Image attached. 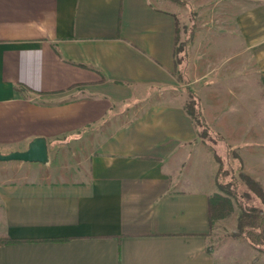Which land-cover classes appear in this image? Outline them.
<instances>
[{"label":"crops","instance_id":"obj_1","mask_svg":"<svg viewBox=\"0 0 264 264\" xmlns=\"http://www.w3.org/2000/svg\"><path fill=\"white\" fill-rule=\"evenodd\" d=\"M186 1L184 84L175 1L0 0V154L49 146L44 164L0 161V238L18 242L0 264H233L210 202L218 145L264 190V0L224 24V8Z\"/></svg>","mask_w":264,"mask_h":264},{"label":"rangeland","instance_id":"obj_2","mask_svg":"<svg viewBox=\"0 0 264 264\" xmlns=\"http://www.w3.org/2000/svg\"><path fill=\"white\" fill-rule=\"evenodd\" d=\"M173 1V0H172ZM186 1V0H181ZM242 0H200L201 3H206L210 5H218L219 8H224L223 11L217 12V22H221L224 24L225 22H228L232 20L233 16L235 15L234 10L237 6L241 3ZM176 2V1H175ZM189 5L182 2H177L178 4L182 5L181 8H183V15H181V20L183 19L184 14L185 17L182 21V24L180 25V45H183V42H187L189 40L188 38L192 37V24L196 23V9L193 7V4L189 1H186ZM232 10V11H231ZM209 19V18H205ZM204 19V20H205ZM208 21V20H207ZM183 54H185L187 57L190 55L189 53V46L188 51L184 50ZM188 54V55H187ZM189 62V61H188ZM187 70V67H186ZM187 74H185V78L187 79ZM176 78L181 83L186 84V80H181L178 76ZM190 90V89H189ZM188 90V91H189ZM193 93V92H192ZM190 94V93H189ZM195 96L199 101L200 98L196 94H192ZM190 95V102L193 101V97ZM201 105V103H200ZM202 107V105H201ZM203 112V109H202ZM211 135H208L204 140L205 142L213 143V140H210ZM49 147V146H48ZM218 154H220L219 160L224 163L222 166V171L218 177V183H219V191L222 193L223 197H226L230 200L232 204V211L231 213L224 219H218L216 220V223H214V228L212 229L213 232H217V238L218 240L222 242H226L228 246L227 249H232V258H233V264H264V245L262 246V250L254 248L252 246L251 241L247 239L245 234H240L239 230V217L244 211V209L250 210L251 208L259 207L261 208L263 206L261 199L258 197V194L256 193L255 189L249 188L247 185V182L244 180L245 174L240 168V164L238 163V159L235 157L236 154L229 152L225 149L223 145H218ZM70 154H73V149H70ZM235 155V156H234ZM71 156V155H70ZM14 162V161H9ZM225 168V169H224ZM249 177L248 175H246ZM253 179V178H252ZM254 180V179H253ZM255 181V180H254ZM257 183V181H255ZM259 184V183H258ZM260 185V184H259ZM261 187V186H260ZM262 188V187H261ZM264 191V190H263ZM213 227V226H212ZM240 239L248 243L249 246H251L254 250H252V253H247L244 249H240L237 247V244L234 243L237 239ZM231 250L228 251L230 253ZM235 261V262H234Z\"/></svg>","mask_w":264,"mask_h":264},{"label":"trees","instance_id":"obj_3","mask_svg":"<svg viewBox=\"0 0 264 264\" xmlns=\"http://www.w3.org/2000/svg\"><path fill=\"white\" fill-rule=\"evenodd\" d=\"M173 1L182 2L189 5L186 1H181V0H173ZM192 25H193L191 32L192 37L190 36L187 42H183L182 46L180 45V43L182 42L179 41L180 28L178 26L175 54H176V62L178 67L177 72L181 80L185 79L184 78L185 70L189 61V55L187 54L188 55L187 57L185 54H183V52L184 50L188 51V46L190 45L193 39L194 23ZM189 93L190 95L193 94L190 90ZM192 97L194 99L191 103H188V105L186 106V111L192 117L194 123L199 129L200 138L204 140L208 135H211L210 140H214L215 136L214 134H212L210 127L207 125L204 119L200 101L195 96L192 95ZM218 161L220 162L221 165L220 172L218 173L220 174L224 163L221 162L219 159ZM244 180L247 182L249 188L255 189L256 193L258 194V197L262 201L263 206L261 208L259 207L251 208L250 210L244 209L238 220L240 234H245L247 239L251 241V244L252 246H254V248L262 250L263 249L262 246L264 245V191L260 187V185L256 183L252 178L247 177L245 175ZM232 209H233L232 204L228 198L223 197L221 195L216 196L215 199H213L210 202V227L214 225L216 220L226 218L231 213ZM12 243H18V242L11 238H0V246L12 244Z\"/></svg>","mask_w":264,"mask_h":264},{"label":"water","instance_id":"obj_4","mask_svg":"<svg viewBox=\"0 0 264 264\" xmlns=\"http://www.w3.org/2000/svg\"><path fill=\"white\" fill-rule=\"evenodd\" d=\"M1 162L47 163L49 161V147L45 138H35L26 151H15L7 155L0 154Z\"/></svg>","mask_w":264,"mask_h":264}]
</instances>
